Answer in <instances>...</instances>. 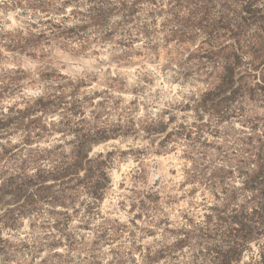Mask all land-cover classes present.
Instances as JSON below:
<instances>
[{"label": "clouds", "instance_id": "clouds-1", "mask_svg": "<svg viewBox=\"0 0 264 264\" xmlns=\"http://www.w3.org/2000/svg\"><path fill=\"white\" fill-rule=\"evenodd\" d=\"M0 18V184L75 213L0 226V264H264V0H0Z\"/></svg>", "mask_w": 264, "mask_h": 264}, {"label": "trees", "instance_id": "trees-1", "mask_svg": "<svg viewBox=\"0 0 264 264\" xmlns=\"http://www.w3.org/2000/svg\"><path fill=\"white\" fill-rule=\"evenodd\" d=\"M137 11H139V9L135 11L130 10L128 14L130 16H135ZM254 179L264 180V171H261L260 176ZM32 183L30 179H26L17 174L9 176L4 180L3 184H0V201L10 195L16 204L15 207L6 210L0 215V226L12 229L15 227L18 216H26V214L30 212L39 213L41 212V206L47 203L56 204L54 210H49L48 215L50 216H52L54 212L69 217L73 215V213H65V205L58 199L57 195L50 190V186L41 185L34 192H29L27 186ZM58 208H61V211H58ZM58 223L59 221H55L52 226L58 228ZM3 243H5V241L0 239V244ZM3 250L4 248H0V251Z\"/></svg>", "mask_w": 264, "mask_h": 264}, {"label": "rangeland", "instance_id": "rangeland-1", "mask_svg": "<svg viewBox=\"0 0 264 264\" xmlns=\"http://www.w3.org/2000/svg\"><path fill=\"white\" fill-rule=\"evenodd\" d=\"M148 15L149 16H151V13L149 12L148 13ZM0 19H2V18H0ZM17 71H23V69H17ZM169 155H171V154H169ZM167 163H168V161H166L163 157H161V164L162 165H167ZM167 172H168V174L169 175H174L175 174V169L174 168H168L167 169ZM157 183H159V180H157ZM115 200H116V197L115 196H112L110 199L109 198H105L103 201H102V208H108V209H110L111 208V205H112V203L113 202H115ZM16 206V204H15V202L13 201V199H12V197L10 196V195H8V196H6L2 201H0V209H6V210H8V209H10V208H13V207H15ZM44 206V205H43ZM43 206H41V212L43 211ZM210 208L212 207L211 205L209 206ZM61 208H58L57 210L58 211H61L60 210ZM5 210V211H6ZM133 209H129V211H132ZM5 211H3V213L5 212ZM121 212H123V209H121ZM70 214H72V213H70ZM75 213H73V215H74ZM139 217H137V219H138ZM43 226V225H42ZM57 226V225H56ZM58 226H59V223H58ZM78 227H81V230L82 231H84V232H88L89 230H90V228H91V222L87 225V226H81V225H77ZM53 228H56V227H53ZM4 229H7V228H4ZM12 230L13 231H15V227L14 228H12ZM3 240V239H2ZM5 241V240H4ZM7 243V241H5V243H3V244H6ZM0 248H2V247H0ZM4 251V250H3ZM3 251H0V252H3ZM5 259H8V257H5Z\"/></svg>", "mask_w": 264, "mask_h": 264}]
</instances>
